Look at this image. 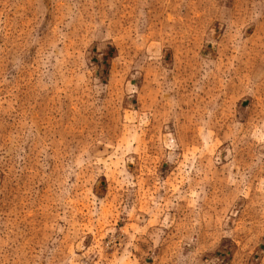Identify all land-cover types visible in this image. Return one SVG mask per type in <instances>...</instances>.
I'll return each mask as SVG.
<instances>
[{
  "label": "rangeland",
  "instance_id": "rangeland-1",
  "mask_svg": "<svg viewBox=\"0 0 264 264\" xmlns=\"http://www.w3.org/2000/svg\"><path fill=\"white\" fill-rule=\"evenodd\" d=\"M0 264H264V0H0Z\"/></svg>",
  "mask_w": 264,
  "mask_h": 264
}]
</instances>
